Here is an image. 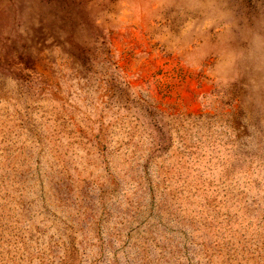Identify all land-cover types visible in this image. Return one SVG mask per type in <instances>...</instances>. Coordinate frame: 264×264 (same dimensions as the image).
Returning a JSON list of instances; mask_svg holds the SVG:
<instances>
[{
    "label": "rangeland",
    "instance_id": "obj_1",
    "mask_svg": "<svg viewBox=\"0 0 264 264\" xmlns=\"http://www.w3.org/2000/svg\"><path fill=\"white\" fill-rule=\"evenodd\" d=\"M0 264H264V0H0Z\"/></svg>",
    "mask_w": 264,
    "mask_h": 264
}]
</instances>
